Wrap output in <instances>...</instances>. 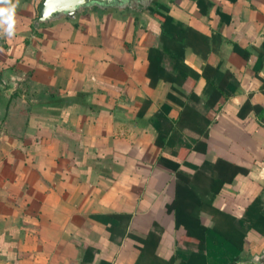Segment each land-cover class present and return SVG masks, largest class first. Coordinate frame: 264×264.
I'll list each match as a JSON object with an SVG mask.
<instances>
[{
  "label": "crops",
  "instance_id": "1",
  "mask_svg": "<svg viewBox=\"0 0 264 264\" xmlns=\"http://www.w3.org/2000/svg\"><path fill=\"white\" fill-rule=\"evenodd\" d=\"M42 1L0 2L14 6L13 34L0 23V264H137L146 245L151 264L187 261L197 250L167 209L172 165L193 175L219 158L246 171L213 204L247 238L242 253L207 251L208 264H256L264 236L244 212L257 199L264 209V0H158L210 44L188 47L181 68L166 55L157 80L149 13L92 8L37 27ZM227 74L210 107L209 86ZM185 106L208 121L205 137L177 127ZM177 136L200 149L175 157Z\"/></svg>",
  "mask_w": 264,
  "mask_h": 264
},
{
  "label": "trees",
  "instance_id": "2",
  "mask_svg": "<svg viewBox=\"0 0 264 264\" xmlns=\"http://www.w3.org/2000/svg\"><path fill=\"white\" fill-rule=\"evenodd\" d=\"M112 10L133 12L136 15L149 13L159 21L162 45L159 48L149 50L148 75L153 80L166 78L165 70L162 67L166 55L170 56L181 68L182 55L188 47L197 53H201L203 46L209 47L210 39L208 37L193 29H184L181 24H175L173 18L168 14L169 8L158 0H153L148 6L139 4L134 8ZM203 12H205L204 9ZM235 50L241 52L238 49ZM202 53L205 54V51ZM229 79L230 75H222L217 85L211 84L209 86L206 103L210 107H214L218 103V95H221L224 91ZM184 109L185 112L176 122L177 127L180 130H192L197 136L205 137L208 121L203 120L193 108L185 106ZM202 122L205 125H202ZM159 138L165 139L162 134H159ZM199 140L200 138L197 141ZM178 141V136L171 140V146L178 147V151L173 150V154L177 158L184 159L190 151L200 149L197 141L194 145L186 144V148L178 145L181 143V141ZM183 149L184 154L182 155L181 150ZM178 167L177 163L172 165V169L177 173L178 182L175 198L167 209L174 214L176 228L182 231L181 243L186 247L196 248L197 250L191 253L187 261L180 262V264H208L209 255L207 251L217 253L225 244L229 245L234 251L244 252L247 234L236 227L235 217L221 211L213 203L215 197L225 186L232 185L236 177L239 174L246 173V171L222 158L217 159L215 162H205L201 167H196L193 175L178 172ZM203 213L210 216L211 226L204 223L201 216ZM244 220L249 223L252 230L264 236V209L260 199L248 205L244 212ZM153 253L148 251L146 245L145 248L141 249L137 264H151L149 261ZM240 263L241 261L237 256L231 264Z\"/></svg>",
  "mask_w": 264,
  "mask_h": 264
},
{
  "label": "water",
  "instance_id": "3",
  "mask_svg": "<svg viewBox=\"0 0 264 264\" xmlns=\"http://www.w3.org/2000/svg\"><path fill=\"white\" fill-rule=\"evenodd\" d=\"M153 0H43L39 5V16L35 22L40 24L50 23L62 18L74 19L76 16L88 9L99 8L125 9L132 8L135 4L148 6ZM256 264H264V250L253 260Z\"/></svg>",
  "mask_w": 264,
  "mask_h": 264
},
{
  "label": "clouds",
  "instance_id": "4",
  "mask_svg": "<svg viewBox=\"0 0 264 264\" xmlns=\"http://www.w3.org/2000/svg\"><path fill=\"white\" fill-rule=\"evenodd\" d=\"M0 2L8 3L9 0H0ZM13 10H14V6L11 9L10 8H0V17H3V20L0 21V23L7 24V28L5 31L7 32L9 36L13 34V24H14Z\"/></svg>",
  "mask_w": 264,
  "mask_h": 264
},
{
  "label": "flooded vegetation",
  "instance_id": "5",
  "mask_svg": "<svg viewBox=\"0 0 264 264\" xmlns=\"http://www.w3.org/2000/svg\"><path fill=\"white\" fill-rule=\"evenodd\" d=\"M139 4H135L134 6H132V8H134L135 6H138Z\"/></svg>",
  "mask_w": 264,
  "mask_h": 264
}]
</instances>
